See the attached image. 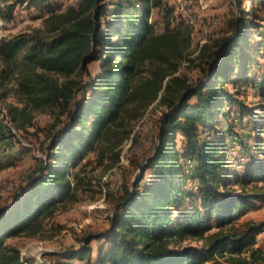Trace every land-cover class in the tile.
I'll use <instances>...</instances> for the list:
<instances>
[{
    "label": "trees",
    "instance_id": "16d2710c",
    "mask_svg": "<svg viewBox=\"0 0 264 264\" xmlns=\"http://www.w3.org/2000/svg\"><path fill=\"white\" fill-rule=\"evenodd\" d=\"M235 1L239 15L229 23L232 33L218 42L219 63L194 84L175 75L189 35L169 19L163 31L152 23L162 0H137L139 8L123 0H80L61 12L51 0H4L7 14L0 4L6 17L26 3L50 12L45 29L0 39V93L18 98L8 112L22 128L35 112L55 117L47 159L0 210V264H30L6 240L33 234L59 206L76 200L77 167L91 153L118 154L133 121L158 99L169 112L144 173L131 189L123 187L110 227L88 240L105 244L94 261L90 247L66 256L87 264H264L258 239L264 221L241 222L264 202V81L257 107L239 99V88L228 87L253 83L257 56L264 53V29L255 42L264 28L258 17L264 0ZM245 1L251 9L243 8ZM234 111L236 120L257 117L253 152L228 123ZM235 135L248 156L242 171L228 158ZM187 159L194 161L191 169Z\"/></svg>",
    "mask_w": 264,
    "mask_h": 264
},
{
    "label": "rangeland",
    "instance_id": "374dc122",
    "mask_svg": "<svg viewBox=\"0 0 264 264\" xmlns=\"http://www.w3.org/2000/svg\"><path fill=\"white\" fill-rule=\"evenodd\" d=\"M106 1L112 3L118 0ZM123 1H126L127 5L135 4L139 8L137 0ZM79 2L80 0H51L53 8L58 12ZM162 2L164 9L153 10L152 23L158 31H163L169 19L172 22L171 27L181 25L183 33L189 35L190 44L179 62L175 75L184 79L186 84H194L204 78V69L214 68L219 63V56L215 54L218 42L232 33L229 23L235 14L239 15V8L235 0H162ZM3 3L4 0H0L7 14V5ZM112 6H109V9H114ZM250 7L249 2L245 1L243 8L249 10ZM137 12L136 8L129 11L133 17L138 15ZM49 15L50 12H45L39 7H29L27 3L18 5L9 17L1 13L0 39L24 31L45 29L48 26ZM258 17L264 27V10ZM262 29L264 28L255 32V42L260 39ZM90 69L95 73L99 69V64L92 63ZM254 72L251 85L242 84L237 87L234 84L228 85L231 91L239 88L241 90L239 99L251 107H257L263 102L259 91L264 81V53L257 56ZM143 74L147 76L149 73ZM236 75L237 73L233 75V79H236ZM174 97L177 98V94H174ZM9 104L20 103L12 92L6 96L0 93V210L20 195L30 178L39 170L41 163L47 159L51 145V125L55 123V117L51 113L35 112L31 124L22 128L9 114ZM167 112L168 107L158 99L141 118L133 121L131 137L120 147L118 154L108 152L101 157L98 153H91L76 169L81 179L76 200L59 206L54 215L46 218L33 234L9 237L7 243L16 246L21 256L30 264H87L86 259L71 260L66 255L69 251L88 247L93 250L94 261L97 249L104 245L105 241L98 238L88 240L98 237L110 227L111 217L116 214L117 205L124 195L123 187L128 185L131 189L132 182L143 175L144 162L154 150L161 120ZM236 116L235 111L231 113L228 123L234 122L235 131L253 152L252 146L257 135L255 125H258L254 119L257 117L236 120ZM61 127L62 125H59L57 129ZM262 140L264 141V132ZM242 150L236 152L238 158L232 161L233 164L239 165L238 161H242V157L248 159L245 148ZM187 166L191 169L194 165ZM237 169L242 171L239 166ZM247 219L264 221V202L243 216L241 222ZM258 239L259 245L264 247V233L259 234Z\"/></svg>",
    "mask_w": 264,
    "mask_h": 264
},
{
    "label": "built area",
    "instance_id": "2783aa9c",
    "mask_svg": "<svg viewBox=\"0 0 264 264\" xmlns=\"http://www.w3.org/2000/svg\"><path fill=\"white\" fill-rule=\"evenodd\" d=\"M242 143L239 139V137L237 135L233 136L231 141H230V147H229V153H228V158L233 161V160H236V152H238L240 150V152H242ZM242 161H238L239 162V166L240 168H242L241 170H243V163L247 160L246 158L242 157L241 158ZM245 160V161H244ZM186 165H194V161L190 160V159H187V160H184ZM264 233V231H262L260 234Z\"/></svg>",
    "mask_w": 264,
    "mask_h": 264
},
{
    "label": "crops",
    "instance_id": "0c3cea01",
    "mask_svg": "<svg viewBox=\"0 0 264 264\" xmlns=\"http://www.w3.org/2000/svg\"><path fill=\"white\" fill-rule=\"evenodd\" d=\"M264 248V247H263Z\"/></svg>",
    "mask_w": 264,
    "mask_h": 264
}]
</instances>
